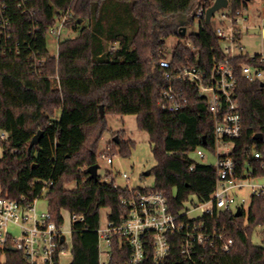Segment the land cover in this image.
Wrapping results in <instances>:
<instances>
[{
    "label": "trees",
    "instance_id": "1",
    "mask_svg": "<svg viewBox=\"0 0 264 264\" xmlns=\"http://www.w3.org/2000/svg\"><path fill=\"white\" fill-rule=\"evenodd\" d=\"M214 1L0 0V195L24 198L26 203L45 197L58 226L64 224V209L71 216L82 215L71 225L69 264H100L101 210L109 208L108 220L120 223L130 209L122 202L130 195L128 187L106 182L99 174L98 180L90 178L86 170L98 163L109 113L137 115L139 127L149 134L156 161L150 169L154 175L150 188L168 197L174 213L193 202L192 197L205 201L214 192L216 168L193 154L199 146L214 149L215 119L205 99L192 87L181 111H166L159 103L167 82L159 64L160 51L170 36L185 38L196 49L179 42L174 51L177 62L189 58L208 69L226 57L213 25L204 22L197 32L180 33V17L187 15L188 24L195 22V9H208ZM248 5L247 0H229L233 12ZM111 12L118 18L116 23L110 21ZM67 14L64 25L78 34L60 40L57 54H52L50 29ZM237 36H242L241 29ZM108 42L113 44L109 48ZM246 61L247 57L235 59L236 65ZM262 83L238 72L236 95L243 128L232 156L239 171L251 163L256 175H264L253 154L264 151V137L254 138L258 133L264 136ZM39 130L43 135L29 150ZM111 144L113 154L122 157H130L136 146L125 137L113 138ZM71 182L75 187L66 186ZM138 189L142 187L134 188ZM202 218L218 222L234 243L230 251L195 244L198 264H264V245L253 241L258 227L264 231V194L252 195L242 215L226 209L219 216ZM169 240L166 264H193L181 252V237L171 235ZM145 248L141 264H154L153 246L146 241ZM5 250L6 261L0 259V264H29L22 252ZM131 251L125 241L114 238L109 264H126ZM2 253L0 249V257Z\"/></svg>",
    "mask_w": 264,
    "mask_h": 264
},
{
    "label": "built area",
    "instance_id": "2",
    "mask_svg": "<svg viewBox=\"0 0 264 264\" xmlns=\"http://www.w3.org/2000/svg\"><path fill=\"white\" fill-rule=\"evenodd\" d=\"M206 11L204 6H198L194 11L199 29L206 22ZM218 11L221 16L220 24L214 26L212 19ZM218 11L208 24L213 25L226 57L205 69L194 65L189 58L181 62L175 61V49L172 55H168L164 48L160 51L159 61L160 66L165 69L167 81L159 100L161 107L169 112L183 110L189 102L188 89L195 87L214 116L213 151L199 146L193 154L200 161L216 168V188L209 199L192 202L191 207L174 213L163 192L152 190L151 186L134 190L135 187L125 184L130 195L123 198L122 202L129 206L128 214L120 223L107 220L106 225H101L98 229L100 264H109L114 238H120L131 247V257L126 264H141L144 261L146 241L153 246L154 264H166L171 248V235L181 237V252L193 264H198L194 258L195 244H210L212 247L219 245L223 250L230 251L234 239L227 235L218 222L212 223L202 217L219 216L226 209H232L236 213L238 207L243 210L247 206L252 195L264 194V175H256L251 163L243 171H239L232 156L234 141L241 137L243 128L240 103L236 95L238 72L251 81L264 82V53L250 54L242 44V38L237 36L242 23L247 20L245 9L233 12L228 4ZM68 16L67 14L59 20L58 25L50 29V33L59 34ZM184 43L196 51L191 41ZM238 57H247L249 61L236 65L235 59ZM206 151L214 158L212 162H205L208 155ZM253 154L264 168V151L254 150ZM99 156L112 165L104 181L113 182L117 186L122 185L118 183L119 177L129 178L128 171L113 168L115 155L111 146L108 145L107 150ZM194 166L195 163L191 165V169ZM38 199L40 198L26 203L24 198L0 195V249L5 253L6 248L15 247L16 251L26 256L29 264H61V255L68 249L65 230L63 226H58L48 208L38 209ZM80 219H83L82 215L71 216L72 222ZM11 225L20 227L19 238L14 236Z\"/></svg>",
    "mask_w": 264,
    "mask_h": 264
},
{
    "label": "rangeland",
    "instance_id": "3",
    "mask_svg": "<svg viewBox=\"0 0 264 264\" xmlns=\"http://www.w3.org/2000/svg\"><path fill=\"white\" fill-rule=\"evenodd\" d=\"M249 5L245 9V14L247 20L242 23V44L246 47V51L250 54L264 53V0H250L248 1ZM116 2L111 6L113 9L116 8ZM114 11V10H113ZM112 11V12H113ZM112 12L109 14L110 21L116 23L118 18L116 15H113ZM221 16L218 11L212 19L214 26L220 24ZM261 26V32L251 33L249 29L251 26ZM199 30V25L196 22L188 24L187 34L191 32H197ZM78 34V31L73 29L72 26L67 25L61 28L59 34L49 33L48 35V47L52 54H57L59 41L66 37H74ZM185 38H180L179 36L173 35L167 39L165 50L168 55H172L175 47L179 42H185ZM112 42H108V48L111 47ZM108 121V129L104 132L103 137L99 144L100 153L107 150L108 145H112L111 142L113 138L125 137V139H133L136 142V146L133 148L132 154L130 157H122L121 155H116L114 157L113 168L118 170L128 171V179L118 178V183L125 185L129 184L133 187H147L154 184V175L146 174L147 170H150L156 163L152 147L150 143V137L147 131L141 129L137 122V115L134 114H113L109 113L106 116ZM119 133V134H116ZM112 147V146H111ZM113 150V148H112ZM204 159L205 162H212L214 158L209 154ZM3 156V148L0 145V158ZM99 169L98 174L105 178L107 172L112 168V165L108 164L106 159L99 156L98 160ZM67 187H75V182L67 183ZM193 203H197V199L192 197ZM192 202L186 203L187 207L193 205ZM37 207L39 210H45L48 208V202L45 197L38 199ZM109 213V208H103L101 210V225L105 226L107 223V216ZM198 212H194L197 214ZM64 216L63 229L65 230L66 243L68 244L67 251L61 255V264H69L72 260L71 244H72V234H71V214L68 210H62ZM11 231L14 236L19 238L21 236V229L18 226H10ZM253 241L257 244L264 245V231L262 227H258L255 230ZM1 262L6 261V253H2Z\"/></svg>",
    "mask_w": 264,
    "mask_h": 264
},
{
    "label": "water",
    "instance_id": "4",
    "mask_svg": "<svg viewBox=\"0 0 264 264\" xmlns=\"http://www.w3.org/2000/svg\"><path fill=\"white\" fill-rule=\"evenodd\" d=\"M249 1V0H247ZM229 4V0H215L214 3L207 9L206 11V23H210V20L212 18V16L215 14L216 11L220 10L221 8L223 7H227ZM180 20V33L181 35H186V32H187V25H188V16L187 15H183V17H180L179 18ZM249 31L251 33H259L261 32L260 28H250ZM263 33H264V30H263ZM264 85V82L262 83ZM101 114L102 116L105 115V112H104V108L103 106H101ZM43 135V131L42 130H39L37 134L34 135V137L32 138L31 140V143H30V146H29V150H31V148L37 144L39 142V140L41 139ZM263 135L261 133H258L254 136L255 139H263ZM115 139H118V137H115ZM98 169H99V164H93V165H90L88 167V171L90 173V178H93L95 180H98ZM151 173L150 170H147L146 171V174L149 175ZM236 215H242L243 214V210L241 207H238L236 213ZM63 239H64V236H63ZM10 250H16L15 247H10L9 248Z\"/></svg>",
    "mask_w": 264,
    "mask_h": 264
},
{
    "label": "crops",
    "instance_id": "5",
    "mask_svg": "<svg viewBox=\"0 0 264 264\" xmlns=\"http://www.w3.org/2000/svg\"><path fill=\"white\" fill-rule=\"evenodd\" d=\"M251 28H260L261 29V26L254 25V26H251ZM263 30H264V26H263ZM2 134H3V132H2V130L0 128V137L2 136ZM0 191H1V188H0Z\"/></svg>",
    "mask_w": 264,
    "mask_h": 264
}]
</instances>
